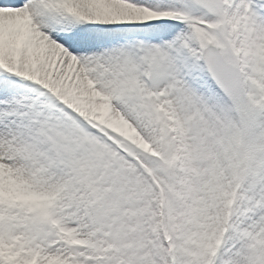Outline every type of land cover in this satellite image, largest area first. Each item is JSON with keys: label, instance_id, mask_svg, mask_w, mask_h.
I'll list each match as a JSON object with an SVG mask.
<instances>
[{"label": "snow or ice", "instance_id": "6c2138e0", "mask_svg": "<svg viewBox=\"0 0 264 264\" xmlns=\"http://www.w3.org/2000/svg\"><path fill=\"white\" fill-rule=\"evenodd\" d=\"M0 264H264V0H0Z\"/></svg>", "mask_w": 264, "mask_h": 264}]
</instances>
